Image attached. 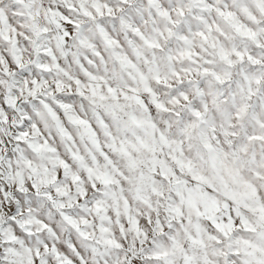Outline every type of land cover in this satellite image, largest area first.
<instances>
[{
    "label": "snow or ice",
    "instance_id": "snow-or-ice-1",
    "mask_svg": "<svg viewBox=\"0 0 264 264\" xmlns=\"http://www.w3.org/2000/svg\"><path fill=\"white\" fill-rule=\"evenodd\" d=\"M0 264H264V0H0Z\"/></svg>",
    "mask_w": 264,
    "mask_h": 264
}]
</instances>
